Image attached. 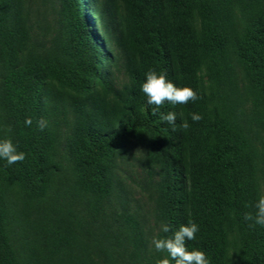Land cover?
<instances>
[{
	"label": "trees",
	"instance_id": "obj_1",
	"mask_svg": "<svg viewBox=\"0 0 264 264\" xmlns=\"http://www.w3.org/2000/svg\"><path fill=\"white\" fill-rule=\"evenodd\" d=\"M84 7L0 0V137L25 153L0 161V264H156L189 219L210 264H264V0ZM150 69L197 99L154 112Z\"/></svg>",
	"mask_w": 264,
	"mask_h": 264
},
{
	"label": "clouds",
	"instance_id": "obj_2",
	"mask_svg": "<svg viewBox=\"0 0 264 264\" xmlns=\"http://www.w3.org/2000/svg\"><path fill=\"white\" fill-rule=\"evenodd\" d=\"M92 0H84V8L86 13L91 8ZM140 92L146 97L148 105H154L153 111H158L160 106L165 102L171 105L186 104L190 100L197 99L196 93L189 86H178L170 79L166 78L163 71H156L154 69L148 70L144 74V80L139 86ZM177 114L168 111L166 114H161V121H166L175 130V121ZM190 119L192 121H199L201 116L199 113H191ZM46 121L40 119L37 121V127L43 129L46 126ZM25 126L32 124V119L26 117L24 120ZM180 127L182 129L188 128L186 120L181 121ZM25 153L17 149L10 137H0V161L5 165H13L17 161H23ZM255 209L254 215L245 213L244 219L252 221L255 225L264 227V194H260L253 205ZM160 231L169 233V225L162 223ZM199 231V226L193 220L189 219L186 223H181L170 235L167 236H153L151 238V247L159 253H166L162 255L156 264H210L209 258L205 251L198 247H189L186 241H193L196 238V233Z\"/></svg>",
	"mask_w": 264,
	"mask_h": 264
},
{
	"label": "rangeland",
	"instance_id": "obj_3",
	"mask_svg": "<svg viewBox=\"0 0 264 264\" xmlns=\"http://www.w3.org/2000/svg\"><path fill=\"white\" fill-rule=\"evenodd\" d=\"M99 29V27H97Z\"/></svg>",
	"mask_w": 264,
	"mask_h": 264
}]
</instances>
